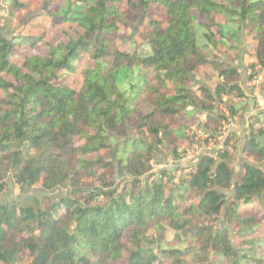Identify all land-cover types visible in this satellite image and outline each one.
<instances>
[{
	"label": "trees",
	"instance_id": "1",
	"mask_svg": "<svg viewBox=\"0 0 264 264\" xmlns=\"http://www.w3.org/2000/svg\"><path fill=\"white\" fill-rule=\"evenodd\" d=\"M40 11L77 36L0 27V194L6 176L70 192L0 205V264H264V113L241 149L228 139L202 153L177 184L151 175L155 153L182 149L190 128L219 139L208 122L227 121L243 91L239 71L210 58L243 31L264 93V0H42ZM129 23L143 42L122 51ZM206 65L220 82L194 92ZM231 152L244 160L235 182Z\"/></svg>",
	"mask_w": 264,
	"mask_h": 264
},
{
	"label": "rangeland",
	"instance_id": "2",
	"mask_svg": "<svg viewBox=\"0 0 264 264\" xmlns=\"http://www.w3.org/2000/svg\"><path fill=\"white\" fill-rule=\"evenodd\" d=\"M42 0H27L29 3V12L27 14L17 13L13 10L12 0H0V27L8 38L46 34L49 40H55L61 33H66L69 39L77 36L75 28L70 26L53 27L48 18L40 11V3ZM217 21L223 23L221 18ZM142 25L140 23H129L120 28L122 51H127L133 46L138 47L142 44ZM240 42L235 44L229 43L232 52L225 49H219L217 57L210 58V62L214 61L217 65L225 67H233L239 71V87L243 91L242 98L236 97L228 100L223 107V114L227 121L217 124L216 122H208V129L214 132L219 139L210 140L207 144H203L199 138L198 131L190 128L194 134L188 133L189 142L184 145V149H179L174 153L172 148L167 150L160 149L154 155L152 161L151 175L159 176L161 171L169 174L165 179L168 184H177L180 177H183L190 169L196 166V162L202 153L214 154L224 147V143L228 139H232L237 143L238 149H241L244 137L249 133L250 128L259 129L261 123L258 121L259 115L264 113V93L260 89V79L250 80L252 71L249 66L253 64V49L255 41L253 34L243 31L239 35ZM200 40V38H199ZM220 82L217 72L210 66L206 65L194 73L191 81V88L197 91V85H206L214 88ZM227 100V99H225ZM236 105V106H235ZM245 105V110L238 108L236 113L231 117V106L239 107ZM243 107V106H242ZM189 147V148H188ZM188 148V149H186ZM230 167L234 173V182L242 172L243 159L240 152H231ZM116 187L121 188L126 180L116 178ZM5 190L0 194V205L11 204L13 202H23L27 198L52 201H58L70 192L68 187H58L50 191H44L40 186L18 185L13 178L5 177ZM18 264V263H17Z\"/></svg>",
	"mask_w": 264,
	"mask_h": 264
}]
</instances>
